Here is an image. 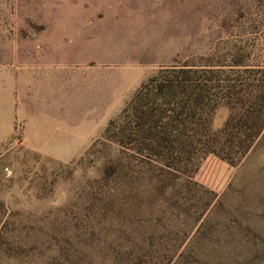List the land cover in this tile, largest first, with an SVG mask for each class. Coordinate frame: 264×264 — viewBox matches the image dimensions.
Masks as SVG:
<instances>
[{"label": "rangeland", "instance_id": "rangeland-1", "mask_svg": "<svg viewBox=\"0 0 264 264\" xmlns=\"http://www.w3.org/2000/svg\"><path fill=\"white\" fill-rule=\"evenodd\" d=\"M205 64L264 66V0H0V264H100L138 246L171 264H264V132L239 164L210 154L165 197L145 182L138 200L111 199L100 178L103 131L140 84ZM178 197L187 219L170 222ZM138 204L152 223L130 221Z\"/></svg>", "mask_w": 264, "mask_h": 264}, {"label": "trees", "instance_id": "trees-1", "mask_svg": "<svg viewBox=\"0 0 264 264\" xmlns=\"http://www.w3.org/2000/svg\"><path fill=\"white\" fill-rule=\"evenodd\" d=\"M246 69L233 75L213 71L206 64L159 69L143 81L102 134L112 146L100 174V178L112 182L115 192L109 197L124 195L136 201L145 182L160 189L165 197L171 188L189 181L210 154L231 165L239 164L264 132V66H257L252 74H246ZM220 107L228 114L220 127L213 128V115ZM183 201L178 197L177 212L169 217L170 222L186 221L187 215L180 208ZM116 204L109 202L105 211ZM209 205L210 200L200 207L193 224L206 223L203 215ZM131 210L132 223H152L149 207L138 204ZM158 211L163 222L169 212L165 203L158 205ZM148 255L138 246L124 257L100 264L172 262L171 257L165 259L167 255Z\"/></svg>", "mask_w": 264, "mask_h": 264}]
</instances>
